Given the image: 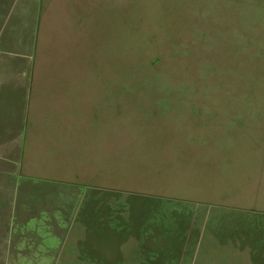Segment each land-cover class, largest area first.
<instances>
[{
    "label": "rangeland",
    "instance_id": "1",
    "mask_svg": "<svg viewBox=\"0 0 264 264\" xmlns=\"http://www.w3.org/2000/svg\"><path fill=\"white\" fill-rule=\"evenodd\" d=\"M40 3L81 95L24 132L0 264H264V0Z\"/></svg>",
    "mask_w": 264,
    "mask_h": 264
},
{
    "label": "crops",
    "instance_id": "2",
    "mask_svg": "<svg viewBox=\"0 0 264 264\" xmlns=\"http://www.w3.org/2000/svg\"><path fill=\"white\" fill-rule=\"evenodd\" d=\"M40 1L0 0V104H14L17 109V115L5 123V131L1 125L0 132V248L4 245L2 216L10 212V194H22L25 189L30 193L28 186L21 185L22 173H26L20 160L25 130L36 135L37 121L46 122L48 114L55 117L62 108L60 100L65 104L81 95V82L35 77L37 39L51 38L40 37L47 28Z\"/></svg>",
    "mask_w": 264,
    "mask_h": 264
}]
</instances>
